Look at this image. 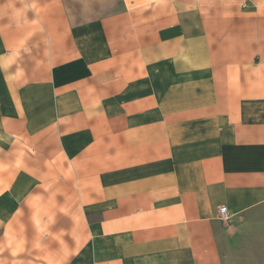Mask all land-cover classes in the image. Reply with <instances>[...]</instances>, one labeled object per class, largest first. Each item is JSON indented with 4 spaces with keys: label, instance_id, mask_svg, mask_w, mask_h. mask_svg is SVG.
I'll return each mask as SVG.
<instances>
[{
    "label": "crops",
    "instance_id": "1",
    "mask_svg": "<svg viewBox=\"0 0 264 264\" xmlns=\"http://www.w3.org/2000/svg\"><path fill=\"white\" fill-rule=\"evenodd\" d=\"M0 264H264V0H0Z\"/></svg>",
    "mask_w": 264,
    "mask_h": 264
},
{
    "label": "built area",
    "instance_id": "2",
    "mask_svg": "<svg viewBox=\"0 0 264 264\" xmlns=\"http://www.w3.org/2000/svg\"><path fill=\"white\" fill-rule=\"evenodd\" d=\"M219 214H220V218L222 220H227L230 217L229 211L227 206L223 205L219 208Z\"/></svg>",
    "mask_w": 264,
    "mask_h": 264
}]
</instances>
